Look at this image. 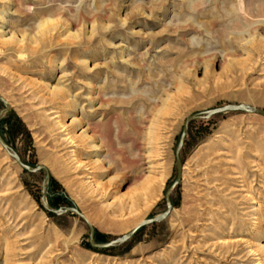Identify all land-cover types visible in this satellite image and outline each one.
Instances as JSON below:
<instances>
[{"label": "rangeland", "instance_id": "obj_1", "mask_svg": "<svg viewBox=\"0 0 264 264\" xmlns=\"http://www.w3.org/2000/svg\"><path fill=\"white\" fill-rule=\"evenodd\" d=\"M0 96L49 205L107 243L167 209L188 117L264 109V0H0ZM181 159L169 216L95 248L0 145V264H264V116L192 121Z\"/></svg>", "mask_w": 264, "mask_h": 264}, {"label": "water", "instance_id": "obj_2", "mask_svg": "<svg viewBox=\"0 0 264 264\" xmlns=\"http://www.w3.org/2000/svg\"><path fill=\"white\" fill-rule=\"evenodd\" d=\"M0 100L5 102V104H6V108L0 112V118H1V115L4 112H6L7 110L10 109V104L2 96H0ZM232 111L233 112L241 111V112H246V113H250V114H258V115L264 116V109L251 107V106H248V105H245V104H227V105L212 109L208 113H206L205 115L194 114V115L188 117L186 119V121H185L184 130H183V132L181 134L179 143H178L177 148H176L177 178L173 182V184L170 186V188L167 190L166 195H165V202H166V205H167V209L163 213H161V214H159V215H157V216H155L153 218H148V219H145V220L141 221L130 232L124 234L121 237H118L115 240H111V241H109L107 243H97L94 240V235H95L94 227L92 226L90 221L86 218V216L82 212H80L79 209H77L76 207H68L67 206V207H60V208L57 209V208H53V207H51L49 205L48 200H47V196H48L47 194H48V182H49V179H50V173H49L47 167H45L44 165H38L36 167H32L31 165L26 164L22 160L20 155L16 151H14L8 145V143L4 140L1 132H0V145L2 146V148L4 150H6L8 152V154L14 160H16L18 162V164L24 170H26V171H28L30 173H35V172H38V171H45L46 178H45V180L43 181V184H42L43 196H42V200L41 201H42V205L45 207V209L47 211H49L51 213H54V214H57V215H62V214H65V213H67L69 211L77 214L80 218H82L88 224V226L90 228V245L95 247V248H110V247H113V246H116L118 244H122V243L128 241L140 228L144 227L145 225L161 222V221H163L164 219H166L169 216V214L171 212V209H172L171 195H172L173 191L175 190V188L180 183V180L182 179L183 162H182V159H181V151H182V148H183V146L185 144V140H186V136H187L188 131H189L190 123L192 121H194V120H197V119H209L213 115L220 114L222 112H232Z\"/></svg>", "mask_w": 264, "mask_h": 264}, {"label": "bare ground", "instance_id": "obj_3", "mask_svg": "<svg viewBox=\"0 0 264 264\" xmlns=\"http://www.w3.org/2000/svg\"><path fill=\"white\" fill-rule=\"evenodd\" d=\"M86 130V129H85ZM72 138V137H71ZM73 140H75V138H72ZM72 142V141H71ZM146 156V155H145ZM144 156V157H145ZM152 160V159H151ZM150 158L148 159V156H147V160H146V163H149L151 162ZM153 165V164H152ZM148 166V165H147ZM152 167L151 165L148 166V168ZM87 218V217H86Z\"/></svg>", "mask_w": 264, "mask_h": 264}, {"label": "trees", "instance_id": "obj_4", "mask_svg": "<svg viewBox=\"0 0 264 264\" xmlns=\"http://www.w3.org/2000/svg\"><path fill=\"white\" fill-rule=\"evenodd\" d=\"M0 132H1V129H0ZM91 247V246H90ZM91 248H93V247H91Z\"/></svg>", "mask_w": 264, "mask_h": 264}]
</instances>
